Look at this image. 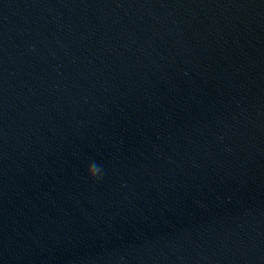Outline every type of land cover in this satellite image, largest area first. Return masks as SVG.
I'll use <instances>...</instances> for the list:
<instances>
[{
  "label": "clouds",
  "instance_id": "1",
  "mask_svg": "<svg viewBox=\"0 0 264 264\" xmlns=\"http://www.w3.org/2000/svg\"><path fill=\"white\" fill-rule=\"evenodd\" d=\"M87 175L90 179H102L101 168L96 163H91L87 169Z\"/></svg>",
  "mask_w": 264,
  "mask_h": 264
}]
</instances>
